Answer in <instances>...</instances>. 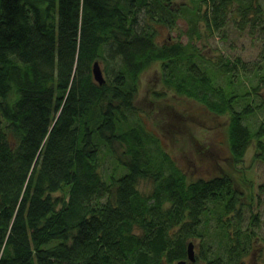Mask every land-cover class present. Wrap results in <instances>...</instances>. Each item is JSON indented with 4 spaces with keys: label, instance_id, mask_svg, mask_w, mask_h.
<instances>
[{
    "label": "trees",
    "instance_id": "trees-1",
    "mask_svg": "<svg viewBox=\"0 0 264 264\" xmlns=\"http://www.w3.org/2000/svg\"><path fill=\"white\" fill-rule=\"evenodd\" d=\"M174 1L0 0V264H177L195 238L205 264H249L258 214L247 225L243 215L257 193L239 188L250 180L238 166L252 145L264 162V121L248 128L260 106L249 103L252 92L230 88L237 64L220 57L209 72L193 34L199 24L218 32L233 20L254 36L258 26L263 31L264 10L260 0H188L179 8ZM181 17L188 41L161 43L156 25L171 29ZM97 60L106 69L113 61L104 85L92 75ZM156 63L159 98L173 92L201 113L166 101L156 111L168 110L174 121L228 118L227 162L212 176L198 177L174 157L172 143L184 141L185 150L187 140L199 156L209 153L202 127L171 131L173 123L154 126L155 118L137 115L142 76ZM225 76L227 86L219 83ZM106 155L115 160L108 175ZM142 180L153 183L148 194ZM209 213L221 245L223 231L231 240L227 258L201 250Z\"/></svg>",
    "mask_w": 264,
    "mask_h": 264
},
{
    "label": "rangeland",
    "instance_id": "rangeland-1",
    "mask_svg": "<svg viewBox=\"0 0 264 264\" xmlns=\"http://www.w3.org/2000/svg\"><path fill=\"white\" fill-rule=\"evenodd\" d=\"M186 1L188 0H176L173 4L177 5L179 8V4ZM260 2L264 10V0H260ZM140 17L143 18L144 13H141ZM156 26L161 32L158 38L161 43H164L167 40H182L184 43L188 41L189 37L187 30L189 23L183 17L177 20V25L174 28L169 29L163 25ZM256 30H258V32L253 36L249 29L243 30L235 25L233 20H229V23L218 32L210 31L205 24L202 23L197 26L196 33L193 34V37L196 39L195 43L197 50L203 56V59L199 61L203 67L208 68L209 72H216L218 70L215 69L216 67L214 63L219 60L220 57L228 58L231 61L237 62L234 77L232 78L234 85L230 88L236 89L237 93L240 95L247 90L253 93V99L250 100V102V96L242 97V100L240 99V101L236 99L237 101L235 102V108L238 110H241L248 102L255 107L260 106L254 114L245 120V123L253 130H256L260 123L264 121V85L260 82V75L263 72L262 68H264V28L263 31H261L258 26ZM199 34L202 37L200 40L198 39ZM112 62L113 61L110 62L106 69L104 62L101 61L105 76L107 71H110L109 73L113 74L114 71L111 70ZM227 79V76L222 77L219 79V83L227 86L229 85L226 81ZM252 88L255 89L252 90ZM162 91L161 66L159 63H156L142 76L139 93L135 101V105L138 108L137 115L143 117L148 116V122H150L151 118H155L153 121L154 126L161 123L163 120H165L164 124L173 123L171 124V131H181L182 125L188 123H191L194 128L202 127L205 133L202 140L210 150L208 154L199 156L195 151L193 140H191V142L187 140L188 144L185 150L180 148L184 141L172 143V146L174 147V157H176L181 165L185 166L198 177H204L206 175L210 176L213 171H215L214 169L219 162L223 165L227 162V146L226 144H223V142L226 141L224 131L227 129L228 118L226 116L217 117L209 114L206 115V119H203L197 114L195 117L177 118L174 121L173 119L168 118V110L156 111L155 108L157 102L166 101L167 103L176 106L178 110L185 111L187 115H190V112L194 115L196 112L201 113V110H196L198 107L197 102L185 98H179L173 92L166 91L167 95L164 98H159V93ZM134 118L136 119V116ZM154 128L150 126V129L157 135ZM201 133L202 132H200V134ZM160 136L164 140V136ZM258 152L259 149L256 148L255 145L250 146L245 154L244 161L238 166V168L242 169L243 173L247 175L245 178L250 180L246 185L240 181L239 188L242 190L250 188L255 191L258 195V202H260V204L256 206L257 195L253 193L255 207L253 210L248 211L243 215L244 224L247 225L251 219V212L258 214L256 218L257 221L254 223L255 233L249 232L254 236V240L252 241L253 250L245 259L249 264H258V254L260 251L261 255L259 256V260H264V162L256 158ZM113 161H115L114 158L107 155L102 158V171L104 175H108L107 173L113 171ZM152 186L153 183L149 180H142L139 185L140 189L147 194L151 191ZM244 192L247 191L244 190ZM215 223L216 219L210 213L204 216V243L201 250L203 249L205 255L209 258L217 253H220L219 255L223 257L225 256L223 247L216 235ZM193 241L195 242L197 249L201 244L202 239L195 238ZM208 249L210 253L208 252Z\"/></svg>",
    "mask_w": 264,
    "mask_h": 264
},
{
    "label": "bare ground",
    "instance_id": "bare-ground-1",
    "mask_svg": "<svg viewBox=\"0 0 264 264\" xmlns=\"http://www.w3.org/2000/svg\"><path fill=\"white\" fill-rule=\"evenodd\" d=\"M232 62H233V64H237V62H235V61H232ZM93 63H94V62H93ZM93 63H92V65H91V71H92ZM100 63H101V62H100ZM101 67H102V65H101ZM102 69H103V67H102ZM103 72H104V70H103ZM92 75H93V72H92ZM104 77H105V79H106L105 72H104ZM93 78H94V75H93ZM94 80H95V78H94ZM106 81H107V79H106ZM106 81H105V83H106ZM95 82H97V83L99 84L98 81L95 80ZM105 83H104V84H105ZM104 84H102V85H104ZM99 85H101V84H99ZM244 125H245V124H244ZM245 126H247V125H245ZM247 127H248V126H247ZM248 128L251 129L250 127H248ZM251 130H252V129H251ZM199 136H200V138H201V142L204 144V142H203V140H202V138L205 136L204 131H203ZM204 139H205V138H204ZM253 142H254V141H253ZM204 145H205V144H204ZM223 233H224V235L226 236L227 239L224 241V244L222 245V247H223V252H224L225 258H227L226 255H228V253H229V251H230L229 245L231 244V240L228 239V235H227V233H226L225 231H223ZM191 242H193L194 245H195V247L193 248L194 260H192V259L190 258V256H189V247H190V243H191ZM185 251H186V255H185V257H184V258H181L180 260H178V261H177V264H205V263L203 262V260L198 256V252L196 251V244H195V242H194L193 240H191V241L187 240V241H186V244H185Z\"/></svg>",
    "mask_w": 264,
    "mask_h": 264
},
{
    "label": "water",
    "instance_id": "water-1",
    "mask_svg": "<svg viewBox=\"0 0 264 264\" xmlns=\"http://www.w3.org/2000/svg\"><path fill=\"white\" fill-rule=\"evenodd\" d=\"M92 72H93V75H94V78L96 81L99 82V84H104L106 79L104 77V72H103V69L101 67V63L99 60L95 61L93 63V66H92ZM195 247L194 243L191 242L190 243V247H189V256L192 260H194V253H193V248Z\"/></svg>",
    "mask_w": 264,
    "mask_h": 264
},
{
    "label": "flooded vegetation",
    "instance_id": "flooded-vegetation-1",
    "mask_svg": "<svg viewBox=\"0 0 264 264\" xmlns=\"http://www.w3.org/2000/svg\"><path fill=\"white\" fill-rule=\"evenodd\" d=\"M259 255H261V251L259 252Z\"/></svg>",
    "mask_w": 264,
    "mask_h": 264
}]
</instances>
